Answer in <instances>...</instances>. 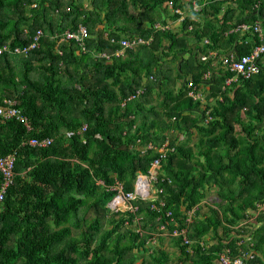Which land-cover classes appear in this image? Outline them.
<instances>
[{
	"label": "trees",
	"instance_id": "16d2710c",
	"mask_svg": "<svg viewBox=\"0 0 264 264\" xmlns=\"http://www.w3.org/2000/svg\"><path fill=\"white\" fill-rule=\"evenodd\" d=\"M191 1L0 0V47L28 45L44 31L28 56L0 53V105L16 99L30 124L0 115V155L16 156L15 180L0 204V264H136L140 257L141 264H222L227 249L257 250L247 219L264 202V54L258 74L228 85L235 73L201 57L209 50L250 53L258 38L235 28L264 22V0H195L204 4L196 19L186 16L179 30L156 27L177 20L174 9ZM80 23L90 33L86 50L63 36ZM137 36L153 41L115 54L119 40ZM166 47L179 77L201 84L214 70L211 101L190 96L189 79L177 91L156 88L159 72L168 79ZM155 90L163 94L159 108L148 105ZM32 137L53 141L36 146ZM158 157V198H138L136 212L113 210L116 190L98 180L118 179L133 191L138 173L149 174ZM2 182L0 171V188ZM211 188L219 198L213 204L205 201ZM161 200L162 210L152 208ZM165 233L176 257L149 241ZM255 262L263 264L258 254Z\"/></svg>",
	"mask_w": 264,
	"mask_h": 264
},
{
	"label": "built area",
	"instance_id": "2783aa9c",
	"mask_svg": "<svg viewBox=\"0 0 264 264\" xmlns=\"http://www.w3.org/2000/svg\"><path fill=\"white\" fill-rule=\"evenodd\" d=\"M204 4L195 3L193 4V8L195 11L202 10ZM176 12H179L181 15L183 14L180 8L174 9ZM180 18V17H179ZM185 17H181L182 21ZM169 24L157 23L156 27L158 28H170ZM192 25H189V29H192ZM236 30H249L252 31L254 36H256L258 41L252 48L250 53L247 54H238L235 49L229 50V52L225 54H219L217 51L209 50L208 53H204L202 55V60H208L209 58H214L213 65L217 66L220 64L222 67L229 69L231 72L235 74L226 79V85L232 83L236 80L238 75H242L244 77H252L255 74H258L261 71V65L259 64V59L264 54V22L261 20L254 21L253 23L243 22L240 23L236 28ZM44 35V31L42 28L36 30L32 41L25 46H15L11 47L9 45H4L0 47V53L4 50L12 51L15 54H19L21 56H28L30 52L40 46L41 38ZM90 33L88 27L80 23L76 29H68L63 34L65 39H74L76 40L83 48L86 50V39L89 37ZM206 42L209 43V39L205 38ZM153 38H145L143 36H137L134 38H123L119 40L120 45L122 46L118 49L115 54L121 55L126 48H133L135 45L140 43L149 44ZM114 41V39H113ZM100 55L109 57L110 55L106 52L101 53ZM213 69H207L203 74V81L209 82L213 76ZM187 86L189 88L188 94L195 99L204 100V93L202 91V84H196L195 81L190 78L187 82ZM144 92V89L140 88L137 90L136 94H133L130 98L136 97ZM222 99V97H220ZM0 115H3L6 118L17 117L20 120L26 122L27 126L30 127V124L27 120V117L24 116L19 108L17 107V100L13 98H5L4 103L0 105ZM210 118V116H209ZM207 119V121L209 120ZM87 126H83V130H86ZM53 141L51 137L37 138L32 137L28 140V142L32 145L36 146H49ZM167 145V144H166ZM165 145V146H166ZM152 147V144H147L145 148L142 150H146ZM160 151L162 152V157L165 156V147H161ZM161 157H158L152 164V168L150 169V173H142L139 172L137 176V185L135 182V190L133 191H125L124 184L116 179L114 184H105L102 179L98 180V183L104 184L108 189L116 190L115 196L110 201L109 205L113 210H130L136 212L139 209V205L135 203V200L138 198L148 199H156L158 198V194L162 191V188L156 186V181L158 180L159 169L161 166ZM15 163L16 156L11 153L8 155H0V171L3 175V182L0 188V204L3 203L5 194L9 186L14 183L15 180ZM148 195V196H147ZM153 196V197H152ZM166 206V201L161 200L159 204H152V208H156L158 210H162L163 207ZM264 210V202L258 203V209L256 210V214L254 216H250L247 221H253L258 218V215L261 211ZM167 215H171V210L166 211ZM246 221V222H247ZM245 222V221H244ZM160 228H164V225L159 226ZM138 231L142 234L143 231L141 227L138 228ZM186 231V230H183ZM175 234H178L179 231L175 230ZM155 238H149V241L155 242ZM186 241H189L186 239ZM241 243V242H240ZM219 259L222 264H260L256 263L257 252L253 250L242 251L240 254L234 255L231 253L230 249L220 253Z\"/></svg>",
	"mask_w": 264,
	"mask_h": 264
},
{
	"label": "rangeland",
	"instance_id": "374dc122",
	"mask_svg": "<svg viewBox=\"0 0 264 264\" xmlns=\"http://www.w3.org/2000/svg\"><path fill=\"white\" fill-rule=\"evenodd\" d=\"M168 10L171 11L172 9L171 8H168ZM176 21H174V23H171V25H172L171 27L174 28V29L179 30V29H181L182 21H180L181 23H178ZM203 42L204 43L206 42V39L205 38H204ZM174 55H175V52L174 51L171 52V50L168 49V47L165 48V53L161 54V57H162L161 63H162V66H163V74H166L168 79H165L164 76L161 75V73L159 72L158 75H159L160 79L157 82L158 84L156 85V88L158 87V85L160 83H162L165 86V88L172 87V88H174L177 91L179 89V87L184 83V81L186 79H190V77H187L186 78L184 76L182 78V77H179L178 76V71H177V67H178L177 61L178 60L173 61V59L176 57ZM178 55L179 56H183V55H180L179 53H178ZM184 55L186 56V54H184ZM200 55L201 54H199V56ZM187 57H188V55H187ZM153 79H155V77H153ZM201 84H202V91L204 93V100L205 101H211L212 99H210L209 98V95H208V93H209L208 89L210 87L209 82L202 81ZM162 97H163V94L162 93L159 94V92L155 90L154 93L151 96H149V104L148 105H155L156 107L159 108V103H160V100H161ZM179 137H180V140H184V139H186V134L185 133H180ZM196 138H197V135L195 133L192 136V139H190V142L189 143L190 144H193L194 141L196 140ZM136 185H137V181H136ZM149 198L150 197H148V199ZM217 200L219 201V198L217 197V193H216L215 189L211 188L208 191L207 199L205 201L208 202L209 204H213ZM206 202H203V204H202V210L203 211H208L209 210ZM93 214H94L93 211H92V213H89L88 212L87 213V216H93ZM253 221H254V223H256L257 219H254ZM261 224H262V222H260V225ZM105 226L106 227L109 226L108 221L105 222ZM165 235H166V233H165ZM208 237L209 236H207L206 238H208ZM157 240H158V242H152V243L158 244V246H162L163 248H167L168 250L171 251L173 257H176L178 255V252H176V251L175 252H172L173 250H176V249H175V246H173L171 244L172 240L170 239V236H168V233H167L166 236L161 237L159 239H156L155 241H157ZM142 259L143 258L140 257L136 261V264H141Z\"/></svg>",
	"mask_w": 264,
	"mask_h": 264
},
{
	"label": "crops",
	"instance_id": "0c3cea01",
	"mask_svg": "<svg viewBox=\"0 0 264 264\" xmlns=\"http://www.w3.org/2000/svg\"><path fill=\"white\" fill-rule=\"evenodd\" d=\"M197 3L195 0H192L191 3H187L186 6L181 9L182 11V15L180 16L181 17H186V16H193L195 19L197 18V15L195 14V11L194 8H193V4ZM180 18L176 20H170V23H169V27H171V23H174V21L178 22V23H181L180 21ZM210 88V87H209ZM260 222H262V224L260 225ZM252 231H253V243L255 244L257 241H258V248L256 250V248H254L253 250H255L258 254V259L264 264V217L263 219H258L257 218V221L256 223H254V221L252 222ZM256 231V232H255ZM256 247V246H255Z\"/></svg>",
	"mask_w": 264,
	"mask_h": 264
}]
</instances>
